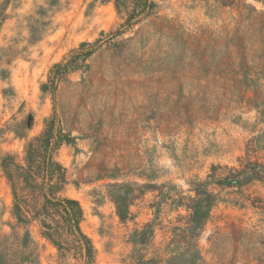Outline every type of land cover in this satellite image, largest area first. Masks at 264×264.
Wrapping results in <instances>:
<instances>
[{
	"label": "rangeland",
	"instance_id": "rangeland-1",
	"mask_svg": "<svg viewBox=\"0 0 264 264\" xmlns=\"http://www.w3.org/2000/svg\"><path fill=\"white\" fill-rule=\"evenodd\" d=\"M156 2L128 28L111 0H0V235L15 222L1 160L10 155L17 175L27 142L55 114L70 137L53 154L59 195L80 202L95 264H132L130 234L147 223L145 256L163 255L200 183L216 197L192 240L201 261L264 264V174L221 182L264 167V0ZM82 42L91 43L86 58ZM18 194L25 206L41 201ZM15 230L29 231L33 264H59L37 220ZM10 240L0 239V264L21 257Z\"/></svg>",
	"mask_w": 264,
	"mask_h": 264
},
{
	"label": "trees",
	"instance_id": "trees-1",
	"mask_svg": "<svg viewBox=\"0 0 264 264\" xmlns=\"http://www.w3.org/2000/svg\"><path fill=\"white\" fill-rule=\"evenodd\" d=\"M111 1L114 2L118 12L124 13L122 25L128 28L152 15L158 6L156 0ZM90 44L82 42L76 51H80L83 58H86L91 55L92 49L83 48ZM71 62L67 60L56 63L49 82L56 85L59 77L68 69ZM45 88L46 85H43L42 90ZM69 140L70 137L62 131L60 120L52 114L46 119L42 132L27 142L25 164L20 167L17 175L9 168L12 157L6 155L2 158L1 165L12 188L11 216L15 222L10 223V234H2L0 239H11L12 253L16 250L21 256L17 259L10 255L11 259L7 264H33L30 257L29 244L32 243V238L29 231L24 230L20 235L15 230V226H26L31 220L38 221L42 236L56 247L59 264H72L69 261L70 258L74 259L76 264H95V247L91 238L81 227L84 213L80 202L75 198L59 195L60 187L64 183L63 167L54 159L53 154L61 143ZM253 163L260 166L258 162ZM263 174L264 167L260 166L259 169L239 171L233 177L221 179V182L240 185L250 180L261 179ZM18 188L39 194L40 203L32 207L23 205L19 201ZM193 190L194 196L190 197L188 203L184 205L188 211L186 224L184 227H178L179 231L174 233V238L170 243L173 245H170L171 247L163 255L153 253L151 257L145 256V250L150 246L154 233L151 223L132 231L130 234V242L133 246L132 264H204L197 246L192 245V240L208 219L216 197L212 191L207 189L206 183H200ZM117 208L120 220L125 221L129 211L121 209L118 203ZM180 243L184 245L185 250L174 252L172 246Z\"/></svg>",
	"mask_w": 264,
	"mask_h": 264
}]
</instances>
